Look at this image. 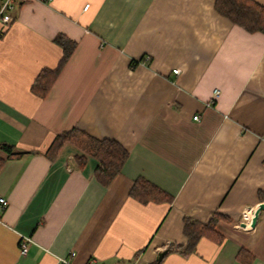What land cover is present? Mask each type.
Here are the masks:
<instances>
[{
	"label": "crops",
	"instance_id": "crops-1",
	"mask_svg": "<svg viewBox=\"0 0 264 264\" xmlns=\"http://www.w3.org/2000/svg\"><path fill=\"white\" fill-rule=\"evenodd\" d=\"M15 1L0 25V264H156L187 243L184 219L215 213L228 219L222 241L158 264H244L241 251L264 264V208L244 227L264 206V34L232 24L216 0ZM59 35L76 48L42 99L31 87L58 67ZM74 128L128 151L110 186L71 145L54 161L33 153ZM138 178L172 202L130 197Z\"/></svg>",
	"mask_w": 264,
	"mask_h": 264
},
{
	"label": "trees",
	"instance_id": "trees-1",
	"mask_svg": "<svg viewBox=\"0 0 264 264\" xmlns=\"http://www.w3.org/2000/svg\"><path fill=\"white\" fill-rule=\"evenodd\" d=\"M215 10L232 24L248 33L264 34V7L256 0H216ZM55 42L63 49V56L58 67L56 69H42L31 87L32 92L42 99L47 97L76 48V43L64 35H59ZM67 145L73 146L81 153V156L78 157L80 166L85 164L87 158L95 159L98 162L95 178L104 187L112 184L129 159L128 151L117 141L100 140L76 128L57 135L45 152L35 151L33 153L42 154L50 161H54ZM2 148L8 151L10 155H14L11 147ZM129 195L142 204L172 202V198L168 194L143 178H138L135 181ZM259 196L260 199H264L263 193H260ZM227 220L226 217L218 213H215L207 224L188 218L184 219L183 233L187 243L185 245H170L166 249L167 253L176 251L188 256L195 252L202 239L222 241L216 232V227L219 222ZM238 260L244 264H251L252 258L245 251H241L238 254Z\"/></svg>",
	"mask_w": 264,
	"mask_h": 264
},
{
	"label": "built area",
	"instance_id": "built-area-1",
	"mask_svg": "<svg viewBox=\"0 0 264 264\" xmlns=\"http://www.w3.org/2000/svg\"><path fill=\"white\" fill-rule=\"evenodd\" d=\"M13 9V6L11 5L10 1H8L1 9H0V25L8 26V24L12 23V17L9 15L8 12H10ZM180 73L179 70H174V74L178 75ZM215 96H219V91L215 92ZM200 119L199 116L194 117V120L198 121ZM0 204L3 209L7 207V202L5 199H0ZM257 211V210H256ZM255 210H248L246 211V219L247 223L244 225L245 228H251L253 219L255 218ZM32 240L27 237H23V241L21 243V249L22 252L25 254L27 251L28 244H30ZM74 257V254L71 255ZM56 264H73L70 259L67 258H61L57 260Z\"/></svg>",
	"mask_w": 264,
	"mask_h": 264
},
{
	"label": "water",
	"instance_id": "water-1",
	"mask_svg": "<svg viewBox=\"0 0 264 264\" xmlns=\"http://www.w3.org/2000/svg\"><path fill=\"white\" fill-rule=\"evenodd\" d=\"M264 206H261L259 209H257V211L255 212V218L253 219V222H252V226H255L256 222H257V219H258V216L260 214V212L263 210ZM243 226V225H242ZM167 254V251H163V252H160L158 253V257L156 259V263H160L162 262V260L164 259L165 255Z\"/></svg>",
	"mask_w": 264,
	"mask_h": 264
},
{
	"label": "rangeland",
	"instance_id": "rangeland-1",
	"mask_svg": "<svg viewBox=\"0 0 264 264\" xmlns=\"http://www.w3.org/2000/svg\"><path fill=\"white\" fill-rule=\"evenodd\" d=\"M12 6H16V1L15 0H13V2H12V4H11Z\"/></svg>",
	"mask_w": 264,
	"mask_h": 264
}]
</instances>
